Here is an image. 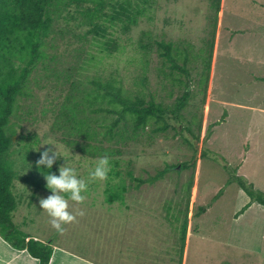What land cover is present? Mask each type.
<instances>
[{"label":"rangeland","instance_id":"rangeland-1","mask_svg":"<svg viewBox=\"0 0 264 264\" xmlns=\"http://www.w3.org/2000/svg\"><path fill=\"white\" fill-rule=\"evenodd\" d=\"M66 19L54 13L52 28L65 33L54 36L61 41H56L61 43L58 51L67 53L68 60L76 52H98L85 49L91 46L90 39L76 41L87 28ZM115 30L120 49L106 59L103 74H118L129 90L145 77V92L170 108L188 91L186 108L178 113L179 119L167 111L172 126L167 131L146 130L139 142L114 147H122L121 154L114 155L122 157L117 170L127 187L124 200L107 201L108 177L90 181L83 202L69 200L74 220L57 230L39 206L50 191L35 190L32 197L34 189L16 180L23 195L14 224L38 239L53 241V264H71L72 256L80 254L87 264H177L180 259L182 264H264V205L248 194L264 195V109H260L264 108V0H220L218 13L213 0H151L135 26L125 33ZM61 37L69 44H62ZM143 38L151 47L147 62L138 63ZM156 41L172 44V53L187 59L184 63L179 58L178 75H169V67L161 66ZM42 75V71L32 73L29 88L34 97L20 102L17 136L37 132L39 138L47 134L57 139L63 132L51 128L62 95L59 87L48 83L42 87ZM175 77L181 85L172 82ZM41 109H46L43 116ZM57 144L64 151L62 141ZM23 151L18 153L19 161L31 152ZM71 152V165L87 181L99 158ZM63 163L58 160V168ZM182 163L191 166L180 169ZM162 170L166 173L158 180L135 187L137 178L147 180ZM119 182L113 177L114 191ZM186 209L188 236L182 251ZM25 253L0 236V264H36Z\"/></svg>","mask_w":264,"mask_h":264},{"label":"trees","instance_id":"trees-1","mask_svg":"<svg viewBox=\"0 0 264 264\" xmlns=\"http://www.w3.org/2000/svg\"><path fill=\"white\" fill-rule=\"evenodd\" d=\"M150 3L151 0H0V236L13 248L24 250L37 264H50L53 241L38 239L22 230L18 224H14V214L19 216L22 211L18 210V207L23 195V190H17L16 180L33 188V197L35 190H48L45 175L48 171L55 173L58 165L56 162L51 170L39 169L36 162L43 150L32 148L37 147L42 140L50 138L56 143L58 140L62 141L64 151L71 149L81 157L107 156L110 171L104 193L108 202L122 201L127 190L125 180L117 170L122 157L115 158L114 155L121 154L122 147H114H127L129 142H139V136L146 130L152 134L167 131L172 127L168 122L167 111L176 114L178 118V113L186 108L190 96L188 91H184L170 108L163 106L161 102H155L150 98L152 94L145 92V77L139 79V85L135 84L136 89L129 90L118 74L102 72L106 59L114 58L116 51L120 49L121 38L115 29L118 27L119 31L125 33L130 29V25L135 26ZM213 6L218 13L220 0H213ZM54 13L62 15V19L67 18V23L79 21L80 27H86L83 33L75 37L76 41L90 39L91 46L85 49L97 48L98 52H76L71 56L77 58L74 60L69 56L68 60L67 53L58 51L61 48V43H57L60 39L56 40L54 36H65V33L52 28ZM88 35L92 36L88 38ZM62 44L68 45L69 42L65 39ZM156 44L161 66L169 67V75H178L182 68L178 65L179 58H183L184 63L187 59L181 53H172L170 43L156 41ZM150 47L151 45L144 43V38L143 42L139 40L141 56L138 63L147 62L146 55ZM63 56L68 61L64 60ZM208 68L210 69L209 66ZM35 71L43 72L42 87H45L46 83L56 89L59 87L62 95V101L53 112L55 120L51 122V128H61L63 131L60 138L53 139L47 134L39 138L37 132L17 136V111L22 99L34 97L29 84ZM172 82L181 85V79L178 77ZM45 111L46 109H41L42 116ZM33 119L38 120L37 117ZM185 122L186 130L190 132V122ZM197 126L200 132L199 122ZM192 136L199 138L194 133ZM15 145L17 147H14ZM23 149L31 152L27 159L19 161L18 153ZM82 160L88 158H81ZM191 163H182L180 169L188 168ZM165 173L166 170H162L147 180L134 178L137 182L135 187L145 182L153 183ZM127 176L132 178V171L128 170ZM113 177L120 178L116 191L113 190V185H110ZM192 186L191 177L187 183L188 192ZM248 194L264 205L263 194ZM32 202L33 199L28 205ZM28 205L26 204L27 207ZM186 210L182 223V251L187 234L188 209ZM80 256L84 257L82 254ZM177 264H182V260Z\"/></svg>","mask_w":264,"mask_h":264},{"label":"clouds","instance_id":"clouds-1","mask_svg":"<svg viewBox=\"0 0 264 264\" xmlns=\"http://www.w3.org/2000/svg\"><path fill=\"white\" fill-rule=\"evenodd\" d=\"M39 134V133H38ZM48 145L40 153V158L36 162L39 169L51 170L53 165L60 160L64 163L58 168V175L48 171L45 175L46 187L50 194L46 198L39 200V206L46 211L52 218L51 223L54 228L61 230V225L74 220V215L68 211L69 200L81 203L84 201V193L88 190L90 181H103L107 179L110 171V161L107 156L101 157L95 161L94 168L90 170L88 180L78 176L77 170L70 163L73 156L71 149L62 151L60 146L50 140L44 139L38 147H34L37 151L42 146ZM51 153V155H49Z\"/></svg>","mask_w":264,"mask_h":264},{"label":"crops","instance_id":"crops-1","mask_svg":"<svg viewBox=\"0 0 264 264\" xmlns=\"http://www.w3.org/2000/svg\"><path fill=\"white\" fill-rule=\"evenodd\" d=\"M260 109H264L263 107H261ZM259 109V110H260ZM187 236H188V230H187V234H186V239H187ZM26 254V253H25ZM63 256V255H62ZM72 256V255H71ZM26 257L27 258H30L32 261L34 260L33 258H31L28 254H26ZM53 255H52V258H51V262L50 264H53ZM84 257H75V256H72V259H70V262L71 264H77V262H83V260H86V259H83ZM35 261V260H34ZM35 263L37 264V262L35 261ZM80 264V263H79ZM83 264H87L86 262H83Z\"/></svg>","mask_w":264,"mask_h":264}]
</instances>
